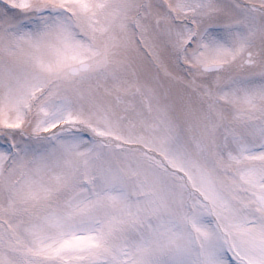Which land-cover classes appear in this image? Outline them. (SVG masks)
Here are the masks:
<instances>
[{
    "label": "snow or ice",
    "instance_id": "1",
    "mask_svg": "<svg viewBox=\"0 0 264 264\" xmlns=\"http://www.w3.org/2000/svg\"><path fill=\"white\" fill-rule=\"evenodd\" d=\"M0 264H264V0H0Z\"/></svg>",
    "mask_w": 264,
    "mask_h": 264
}]
</instances>
